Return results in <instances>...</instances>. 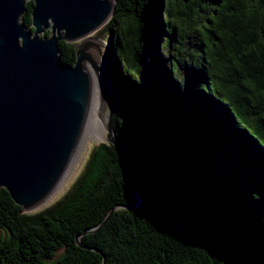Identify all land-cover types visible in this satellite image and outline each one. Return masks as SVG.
<instances>
[{"label":"trees","instance_id":"16d2710c","mask_svg":"<svg viewBox=\"0 0 264 264\" xmlns=\"http://www.w3.org/2000/svg\"><path fill=\"white\" fill-rule=\"evenodd\" d=\"M33 0L20 23L32 28ZM50 30L44 34L47 37ZM94 36L110 47L127 91L114 130L131 154L93 146L67 191L24 212L0 188V264H264L250 257L240 221L199 192L170 146L133 106L149 103L190 131L213 179L264 231V0H115ZM76 43L59 42L64 64ZM79 240V242H78Z\"/></svg>","mask_w":264,"mask_h":264},{"label":"water","instance_id":"95a60500","mask_svg":"<svg viewBox=\"0 0 264 264\" xmlns=\"http://www.w3.org/2000/svg\"><path fill=\"white\" fill-rule=\"evenodd\" d=\"M27 1L0 0V188H5L24 212L47 202L77 148L94 80L99 81L109 103L107 139L127 152L122 178L137 203L115 205L100 225L89 230L93 232L117 209L137 210L144 204L142 193L126 178L130 151L114 130V115L127 91L112 66L109 45L93 37L111 19L115 0H33V30L19 22ZM47 30L51 34L44 37ZM61 40L76 43L72 66L64 64L59 55ZM132 100L151 136L164 140L178 161L185 159L186 172L199 192L218 203L228 218L240 221L244 247L251 258L264 262L261 220L243 212L213 179L201 149L189 138L190 131L183 126L177 129L149 103Z\"/></svg>","mask_w":264,"mask_h":264},{"label":"bare ground","instance_id":"6f19581e","mask_svg":"<svg viewBox=\"0 0 264 264\" xmlns=\"http://www.w3.org/2000/svg\"><path fill=\"white\" fill-rule=\"evenodd\" d=\"M104 95H105L104 91L100 89V87L97 84V81L94 80L92 101H91V106L89 109V114H88L84 129H83L81 138L77 145V148L73 154V157L69 163V166L65 170L61 178V181L59 182V185L63 183V181L67 178V176L71 173L72 169L74 168V164L76 160L78 159V157L80 156L81 150L83 149L85 145V140L88 138V133L91 131L95 133L96 135L100 134L102 131L103 125L105 126L108 102H107V98H105L106 96L104 97Z\"/></svg>","mask_w":264,"mask_h":264},{"label":"rangeland","instance_id":"374dc122","mask_svg":"<svg viewBox=\"0 0 264 264\" xmlns=\"http://www.w3.org/2000/svg\"><path fill=\"white\" fill-rule=\"evenodd\" d=\"M41 37H43V35H41ZM93 37L98 38V37L94 36V34H93ZM98 39L101 40V42L106 43V41L103 40L102 38H98ZM96 43H100V42L97 41ZM103 52L104 53L106 52V47L104 48ZM97 84L100 87V89L102 91H104V87L99 81H97ZM104 97H105V95H104ZM118 98H119L118 100L120 101L121 100L120 96ZM107 135H108V132H107V129L105 128L104 125H103L102 131L100 134L96 135L95 133H93L91 131L88 133V138L85 140V145H84L83 149L81 150L80 156L76 160V162L74 164V168L72 169L71 173L63 181V183L59 185V187L56 189V191L53 193V195L47 200L46 203L37 207L36 209H34L31 212L39 211L42 208L50 205L56 199L60 198L67 191V189L71 186L73 181L76 179V177L79 175V173L83 169V167L86 163V160L89 156V153H90L91 149L93 148V146L100 141H107L108 140Z\"/></svg>","mask_w":264,"mask_h":264}]
</instances>
